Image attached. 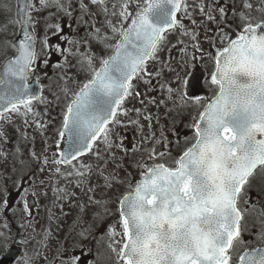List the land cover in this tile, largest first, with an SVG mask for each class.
<instances>
[{"label": "snow or ice", "instance_id": "6c2138e0", "mask_svg": "<svg viewBox=\"0 0 264 264\" xmlns=\"http://www.w3.org/2000/svg\"><path fill=\"white\" fill-rule=\"evenodd\" d=\"M90 3L104 14L111 35H101L96 28V35L104 45L100 54L73 53L78 55L80 70L88 75L77 91L62 89L68 102L63 106L57 135L59 139L66 137L68 146L58 159L52 160L57 165V174L77 178V187L88 182L93 173L91 164L81 162L86 154L103 161L101 144L113 160V149L129 152L117 129L126 127L121 115L141 112L138 108L124 107L130 97L140 95L134 91L133 80L154 75L148 71L149 63L157 61L160 52L169 48V36L177 35V42L182 45L186 44L184 37L196 40V34L190 33L183 22L191 18L189 8L192 6L188 0H112L111 7L109 0H90ZM18 4L16 14L11 15L9 0H0V37H3L0 38V121L4 123H10L12 115L28 117L31 114L35 118L39 115L35 111L36 103H51L33 92L29 85L40 60L35 36L39 20L33 13L55 8L69 17L72 15L68 11L71 5L64 0H18ZM80 7L83 14L86 6L81 4ZM208 7L199 5L200 13L216 22V17L206 11ZM242 8L243 11L237 13L240 23L233 29L235 38L224 33L222 42L226 40V46L217 48L215 55L207 53L214 69L205 83L213 95L204 98L189 94L188 88L199 83L192 79L191 72L185 77L177 73L175 87H167L169 99L175 98L178 106L202 111L198 118L193 117L194 123L188 125L193 135L185 137L186 147L178 156L172 157L170 151L153 148L146 161L136 163L140 169L139 179L134 184L126 181L128 188L118 198L121 231L117 232L113 225L107 229L110 242L106 260H111L114 254L117 264H264V205L250 197L254 188L264 193V0H260L258 7L251 0H242ZM216 10L223 22L227 9L217 5ZM253 11L260 13L259 19L251 15ZM16 26L20 28L19 33ZM48 29H55L52 35H58L61 41L73 43L61 34L63 29L59 23L46 22L41 41L44 65L49 62V52L45 49L61 55L69 51L60 44H49ZM10 33L11 39L8 38ZM209 40L215 46V42ZM193 47L201 51V56L193 54L190 60L203 59L202 50L197 45ZM181 51L187 57L186 49ZM36 79L39 82V77ZM144 83L149 84L150 80L145 79ZM144 119L151 127L152 118ZM24 122L27 124V119ZM35 122L38 128L43 127L39 121ZM4 135L0 131V137ZM164 139L167 148V138ZM132 150H137L136 145ZM168 158H171L170 163L165 162ZM43 163L48 164L46 157ZM60 166H70L72 170L65 174ZM99 175L104 187H112L116 180L114 174L104 175L103 170ZM94 191L95 188L89 186L86 194ZM54 192L58 193L57 199L68 195L63 188ZM88 199L103 209L94 215L99 226L108 214V201L95 200L91 195ZM21 200L24 201L23 212L31 215L28 202L23 196ZM7 207L5 198L0 212ZM80 207L83 210V206ZM247 216L253 217L255 233L249 227ZM4 227L6 231L0 232V241L4 255H8L11 230L7 224ZM246 233L254 235L259 246H252L251 239L245 241ZM80 235L86 239L87 230ZM20 243L28 241L24 239ZM79 259L72 256L61 264H77ZM33 262L34 257L26 252L16 260V264Z\"/></svg>", "mask_w": 264, "mask_h": 264}, {"label": "rangeland", "instance_id": "374dc122", "mask_svg": "<svg viewBox=\"0 0 264 264\" xmlns=\"http://www.w3.org/2000/svg\"><path fill=\"white\" fill-rule=\"evenodd\" d=\"M64 2L71 5L68 9L72 13L71 17L65 15L63 11L58 12L55 8L33 13L39 20L35 36L40 60L38 70L32 78L39 77L42 84L41 95L51 103L48 105L36 103L35 111L39 115L35 118L31 114L28 117L12 115L10 123L0 121V131L5 134L4 137H0V207L3 205V200L8 199V207L0 212V232L6 231L4 225L7 224L11 230V239L8 244L11 247L22 248L27 255L34 257L33 264H61V261L72 257L71 253L75 247L76 254L80 252L79 264H85V262L117 264L114 254L111 260L105 259L108 255L107 245L110 242L106 233L109 225H113L117 232L121 231L117 204L118 198L128 188L126 181L135 183L140 173L136 163L147 160L148 152L158 144L157 141L165 143L164 138H167L168 147L164 152L170 151L172 157L175 156V151H178V145L186 147L185 138L182 136L190 135L192 129L188 125L194 123L193 117L198 118L199 111H202V109L194 110L190 106H178L175 98L169 99L167 87L169 85L175 87L177 73L185 77L186 73L197 65L207 72L212 70L213 62L208 58L207 53L215 55L217 48L226 46L227 41L222 42L224 33H228L232 38L235 37L236 32L233 29L240 23L237 13L243 11L242 0H188L192 6L189 8L191 18H185L183 22L190 33L196 34V40L184 37L186 44L182 45L177 42V35L169 36L171 45L176 47L172 48L169 45V48L160 52L157 61L149 63L148 71L154 75L133 81L134 91L139 92L140 95L130 97L124 107L138 108L141 112L139 115L135 111H130L128 116L121 115L120 119L126 127L117 129L119 137L123 138L124 147L128 148L129 152L125 154L121 149H113L115 152V160H113L107 152L103 151L101 144L103 161L97 160L92 154H86L81 158V162L91 164L93 173L88 182L81 187L76 186L75 176L67 177L57 174L55 172L57 165L52 163L54 158H59L63 141L57 135L62 121V109L68 102L62 89L66 87L77 91L88 75L80 70L77 63L78 55L73 53L100 54L104 45L96 35L95 29L99 28L101 35L110 36L111 32L106 28L104 14L96 6L91 5L90 0H64ZM251 2L258 7L260 0H251ZM9 3L12 8L11 15H15V0H9ZM111 3L112 0H109V7ZM81 4L86 6L83 14ZM201 4L209 6L206 11H210L216 17V22L209 21L206 15L200 13L199 5ZM217 5L227 9L226 19L223 22L220 21V14L216 10ZM251 15L259 19L260 13L253 11ZM192 20L196 23L193 24ZM46 22L59 23L63 29L61 34L73 43L61 41L58 35H52L55 29H48L47 34L51 37L49 44H60L61 48L69 51L61 55L54 50L45 49L49 52L47 57L49 62L44 65L41 41L45 35ZM16 32H18V26H16ZM202 35L205 37V42L200 39ZM8 38H12L11 33ZM209 38L215 42V46H212ZM199 40L200 43H204L203 46H199ZM193 45H197L202 50L203 59L190 60L193 54L198 58L201 56V51ZM182 48L186 49L187 57L181 51ZM96 65L99 66L98 60ZM156 72L160 75H155ZM145 79L150 80V83H144ZM146 116L152 118L151 127H149V121L144 119ZM25 119L28 121L27 124L24 122ZM35 121H39L43 127L38 128ZM131 121L137 123L133 124ZM177 132H181L182 135L175 139ZM191 137L192 134L189 138ZM114 139L118 141L115 136ZM133 145H136L137 150H132ZM175 145H177L176 148ZM45 157L48 159L47 165L43 163ZM21 161L24 163L22 164ZM148 162L151 163V161ZM165 162L170 163L171 158ZM60 167L65 174L72 170L70 166ZM41 168L43 171L40 170ZM100 170L104 171V175L112 173L116 176L112 187H104V180L99 175ZM120 181L125 182L120 183ZM89 186L95 188L94 193L86 194ZM61 188L67 189L68 195L65 199H57L58 193L54 192V189ZM89 195L95 200L108 201L106 204L108 214L99 226L94 221V215L97 211L103 212V209L90 202ZM15 196L16 202L11 206V198ZM21 196L24 200L30 196L35 198L36 207L29 209L31 215L23 212L24 201L21 200ZM73 214H76V235L74 236L67 226L68 219ZM85 230H87L86 239L80 235ZM45 236H47L46 240ZM24 239L28 243H20ZM116 239L119 240L120 237L117 236ZM116 247L119 245L117 244ZM3 251V242L0 241V255Z\"/></svg>", "mask_w": 264, "mask_h": 264}, {"label": "water", "instance_id": "95a60500", "mask_svg": "<svg viewBox=\"0 0 264 264\" xmlns=\"http://www.w3.org/2000/svg\"><path fill=\"white\" fill-rule=\"evenodd\" d=\"M19 6V4H18ZM204 77L203 72H193V80L198 81V85L196 87H189L188 92L189 94H195V95H202L207 97L208 96V91L202 86V80ZM29 85L31 87V90L35 92L37 95H40V84L36 80L30 81L29 80ZM67 139L63 148V151L67 149ZM158 151L160 148L157 149ZM33 203H30V206H32ZM22 254L21 250H16V249H10L8 255H3V259L0 260V264H14L17 260L18 257H20Z\"/></svg>", "mask_w": 264, "mask_h": 264}, {"label": "flooded vegetation", "instance_id": "af4514ba", "mask_svg": "<svg viewBox=\"0 0 264 264\" xmlns=\"http://www.w3.org/2000/svg\"><path fill=\"white\" fill-rule=\"evenodd\" d=\"M207 79H209V76L207 75L206 76V78H205V80H204V84H206L205 83V81L207 80ZM207 86H208V84H206ZM208 88L210 89V87L208 86ZM250 197L252 198V201H254V202H257L258 204H261V205H264V193H262L261 191H260V189L259 188H254L251 192H250ZM248 217H252V216H247L246 217V220H247V222H248V224H249V227L251 228V231H252V233H255L256 231H257V228L256 227H254V226H252V221L250 220V219H248ZM244 239H245V241H248V240H253L254 241V244L252 245V246H256V243H255V236L253 235V236H250V235H248L247 233L245 234V236H244ZM259 246V245H258Z\"/></svg>", "mask_w": 264, "mask_h": 264}]
</instances>
